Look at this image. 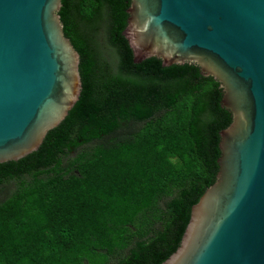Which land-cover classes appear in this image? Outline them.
Segmentation results:
<instances>
[{
	"label": "trees",
	"instance_id": "trees-1",
	"mask_svg": "<svg viewBox=\"0 0 264 264\" xmlns=\"http://www.w3.org/2000/svg\"><path fill=\"white\" fill-rule=\"evenodd\" d=\"M62 4L83 89L38 151L0 163V264H164L217 182L223 91L195 65L135 64L131 0Z\"/></svg>",
	"mask_w": 264,
	"mask_h": 264
},
{
	"label": "water",
	"instance_id": "water-1",
	"mask_svg": "<svg viewBox=\"0 0 264 264\" xmlns=\"http://www.w3.org/2000/svg\"><path fill=\"white\" fill-rule=\"evenodd\" d=\"M62 0H0V163L39 150L81 97ZM135 64L195 65L223 91L217 182L164 264H264V0H131Z\"/></svg>",
	"mask_w": 264,
	"mask_h": 264
},
{
	"label": "rangeland",
	"instance_id": "rangeland-1",
	"mask_svg": "<svg viewBox=\"0 0 264 264\" xmlns=\"http://www.w3.org/2000/svg\"><path fill=\"white\" fill-rule=\"evenodd\" d=\"M99 45L100 50L106 59L111 60L114 58V51L109 47L108 43L104 38L100 39Z\"/></svg>",
	"mask_w": 264,
	"mask_h": 264
}]
</instances>
